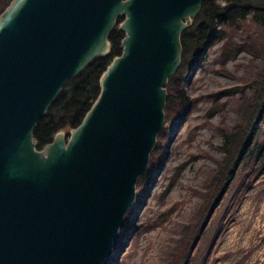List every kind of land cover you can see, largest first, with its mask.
<instances>
[{"label":"water","instance_id":"1","mask_svg":"<svg viewBox=\"0 0 264 264\" xmlns=\"http://www.w3.org/2000/svg\"><path fill=\"white\" fill-rule=\"evenodd\" d=\"M202 5L11 0L3 10L0 264H109L165 125L182 34ZM116 28L122 53L102 73L97 99L80 125L40 148L38 123L69 81L110 55Z\"/></svg>","mask_w":264,"mask_h":264},{"label":"rangeland","instance_id":"2","mask_svg":"<svg viewBox=\"0 0 264 264\" xmlns=\"http://www.w3.org/2000/svg\"><path fill=\"white\" fill-rule=\"evenodd\" d=\"M10 1L0 0V13ZM219 30L224 37L212 39L168 91L164 128L109 264H264V99L256 100L264 26L249 15ZM248 120L245 146L213 197L225 134L245 131Z\"/></svg>","mask_w":264,"mask_h":264},{"label":"trees","instance_id":"3","mask_svg":"<svg viewBox=\"0 0 264 264\" xmlns=\"http://www.w3.org/2000/svg\"><path fill=\"white\" fill-rule=\"evenodd\" d=\"M249 15H252L257 23L264 26V0H203L200 14L194 20L193 25L182 34V64L176 75L170 79L168 91L173 89L174 92L176 90V85L179 86L181 77L193 67L194 63L198 62L200 54L212 39L224 37L219 30L220 25L225 23L234 25L237 21H244ZM123 38L124 33L116 28L110 36L112 43L110 55L95 60L85 68L82 74L66 84L47 115L40 120L35 129L34 137L40 148L51 143L58 131L62 129L70 130L80 125L100 93L99 79L102 73L113 58L122 53L121 43ZM241 49L237 50L236 53L240 52ZM262 97L260 95L257 97V104L262 100ZM171 100L172 97L169 95L167 102L169 103ZM249 122L248 120L246 123L245 131L243 127L238 126L235 130L228 131L225 134L227 157L221 163V173L218 172L211 184L213 197L222 186V174L229 171L242 147L245 146L244 142L250 132L248 129Z\"/></svg>","mask_w":264,"mask_h":264},{"label":"flooded vegetation","instance_id":"4","mask_svg":"<svg viewBox=\"0 0 264 264\" xmlns=\"http://www.w3.org/2000/svg\"><path fill=\"white\" fill-rule=\"evenodd\" d=\"M262 93L260 92V96H263L262 99H264V86L261 88ZM255 116V115H254Z\"/></svg>","mask_w":264,"mask_h":264},{"label":"bare ground","instance_id":"5","mask_svg":"<svg viewBox=\"0 0 264 264\" xmlns=\"http://www.w3.org/2000/svg\"><path fill=\"white\" fill-rule=\"evenodd\" d=\"M157 236V234H155ZM162 235V234H161ZM160 236V235H159ZM154 238V237H153ZM159 239V238H158ZM163 240V239H162ZM160 241V240H159ZM166 241V240H165ZM157 244V243H156ZM159 244V243H158ZM161 244V243H160ZM163 247V246H162ZM160 248V247H159ZM157 253V252H156ZM154 254V253H153ZM151 257V256H150ZM152 263V262H150Z\"/></svg>","mask_w":264,"mask_h":264}]
</instances>
